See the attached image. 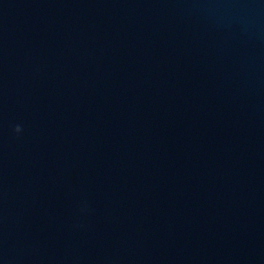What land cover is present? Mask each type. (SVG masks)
I'll use <instances>...</instances> for the list:
<instances>
[{
	"label": "water",
	"instance_id": "water-1",
	"mask_svg": "<svg viewBox=\"0 0 264 264\" xmlns=\"http://www.w3.org/2000/svg\"><path fill=\"white\" fill-rule=\"evenodd\" d=\"M0 264H264V0H0Z\"/></svg>",
	"mask_w": 264,
	"mask_h": 264
},
{
	"label": "clouds",
	"instance_id": "clouds-1",
	"mask_svg": "<svg viewBox=\"0 0 264 264\" xmlns=\"http://www.w3.org/2000/svg\"><path fill=\"white\" fill-rule=\"evenodd\" d=\"M14 131H15L16 133H20V132L22 131L21 126H20V125H17V126L15 127Z\"/></svg>",
	"mask_w": 264,
	"mask_h": 264
}]
</instances>
